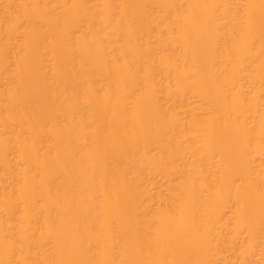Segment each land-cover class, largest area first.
Masks as SVG:
<instances>
[{"label":"bare ground","instance_id":"1","mask_svg":"<svg viewBox=\"0 0 264 264\" xmlns=\"http://www.w3.org/2000/svg\"><path fill=\"white\" fill-rule=\"evenodd\" d=\"M0 264H264V0H0Z\"/></svg>","mask_w":264,"mask_h":264}]
</instances>
